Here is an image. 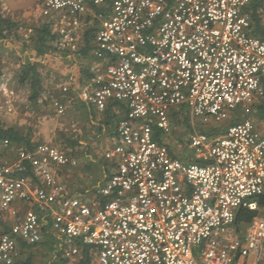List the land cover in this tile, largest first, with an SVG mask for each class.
I'll return each mask as SVG.
<instances>
[{
    "label": "built area",
    "instance_id": "obj_1",
    "mask_svg": "<svg viewBox=\"0 0 264 264\" xmlns=\"http://www.w3.org/2000/svg\"><path fill=\"white\" fill-rule=\"evenodd\" d=\"M36 2L65 42L94 15L96 63L81 98L98 112L121 104L125 117L103 153L110 174L90 199L59 176L77 166L71 154L42 143L7 159L14 147L3 142L0 213L11 223L0 264L14 262L20 243L39 244L45 228L68 246L64 258L89 246L93 264H264V135L251 120L264 101V42L251 34L254 0ZM182 108L200 123L186 160L166 143ZM241 211L256 215L238 222Z\"/></svg>",
    "mask_w": 264,
    "mask_h": 264
},
{
    "label": "rangeland",
    "instance_id": "obj_2",
    "mask_svg": "<svg viewBox=\"0 0 264 264\" xmlns=\"http://www.w3.org/2000/svg\"><path fill=\"white\" fill-rule=\"evenodd\" d=\"M0 7L5 18L13 19L17 23V38L0 40V123L6 128L12 127L19 130L35 145L53 144L74 156L77 159L76 169L59 168L64 171L65 185L69 188L68 185L71 182L67 180L69 176L76 175L79 173L78 171L86 170L94 164L90 162L89 155L96 163L99 161L102 164L108 163L103 156L105 143L92 141L95 139L93 134L98 130L91 121L96 122V118L100 117L87 113L85 102L79 99L81 97L79 93L85 83L82 81L73 83L72 80H69L72 75L87 72L92 62L90 56L84 58L80 52L84 47L86 33H90L92 40L97 21L92 13H87L78 20L77 25H72L69 31L72 34L71 38L65 42L61 40L57 24L52 20V13L45 15L36 0H0ZM261 23L264 27L263 16H261ZM44 24L50 25L56 37L48 44L52 49L43 56H37L33 44L36 31ZM29 55H32V59L35 56V60L47 57V61L52 62V67L37 62L42 89L35 101H29L31 94L29 86L20 83L22 66L29 61ZM55 59H59V61L57 62ZM32 62L34 61L32 60ZM61 62L65 66L71 65L75 73H70L63 78L57 68ZM56 104L63 106L62 113H58ZM179 114L181 126L177 131H171L166 140L169 141L171 147L176 148L174 145L178 147L175 153L179 151L177 157L181 158L191 154L185 146L188 141V133L192 124L200 127V123L193 120L186 108H182ZM251 120L255 128L264 135V118L252 115ZM227 124L228 122L224 123L222 127ZM14 156L13 151H6L7 159H12ZM98 166L100 167V165ZM1 216L3 217L4 214L0 213ZM240 229L244 231V228ZM45 236L43 231V240ZM58 247L61 253L68 249V246L61 240H59ZM27 255L31 256V264H51V255L46 248L39 247L24 254L18 249L15 259H23ZM78 262L79 256L71 258L68 264H78Z\"/></svg>",
    "mask_w": 264,
    "mask_h": 264
},
{
    "label": "trees",
    "instance_id": "obj_3",
    "mask_svg": "<svg viewBox=\"0 0 264 264\" xmlns=\"http://www.w3.org/2000/svg\"><path fill=\"white\" fill-rule=\"evenodd\" d=\"M259 4L257 0H254L252 4L248 7L247 11L250 14L252 27L251 34L255 37L259 38L264 42V27L261 23V15L258 12ZM92 11L95 14H99L101 10L97 7H92ZM55 34L52 32L49 24H44V26L36 31V37L33 44V49L36 52L37 56H43L47 54L52 47L48 46L50 42L55 39ZM94 37L95 30H93L92 40L90 37V33H86L84 35V47L81 50L80 54L86 58L91 57V50L94 46ZM16 39L17 38V23L15 20L10 18H5L1 13L0 7V40H8V39ZM22 74L20 76V83H25L29 86L30 89V97L29 101H35L38 99L40 91H41V76L40 71L38 69L37 62L28 61L22 66ZM83 75L88 78L91 76L90 72H83ZM259 115L261 118H264V101L258 105ZM107 116H109L108 111L105 112ZM155 140H159L157 135L154 136ZM7 141L9 147H27L32 148L35 146L30 140L29 137L23 135L19 130L12 127H4L0 123V149L3 150V142ZM256 213H248L246 211H241L238 214V222H247L250 221L253 217H255ZM0 227L2 231H8L9 227L3 221L2 216L0 217ZM45 239L36 245H28L24 243H20L19 249L24 253L35 250L39 247L46 248L48 253L51 255L50 259L51 264H68L69 259L64 258V254L59 252V240L53 235L50 234L48 229L45 228ZM94 256L91 253V249L89 246H84L81 249V253L79 256L78 264H93ZM12 264H31V256H25V258H16Z\"/></svg>",
    "mask_w": 264,
    "mask_h": 264
},
{
    "label": "crops",
    "instance_id": "obj_4",
    "mask_svg": "<svg viewBox=\"0 0 264 264\" xmlns=\"http://www.w3.org/2000/svg\"><path fill=\"white\" fill-rule=\"evenodd\" d=\"M32 55L31 56L29 55V61L32 62V60H33L35 62H39L41 64H44V66L52 67V62L50 60L48 62L47 57H44V59H40V60L36 59L35 60L34 59L35 56H33V59H32ZM90 58H91L90 60L92 62L90 63L87 72L91 73L90 68L92 65H95L96 60L92 56ZM55 61L58 62L59 59H57V60L55 59ZM57 68H59L58 71H60V73L62 74L61 76L63 78L68 76L70 73H72V74L75 73V71L71 65L65 66L62 62H61L60 66H57ZM90 77L88 78L87 76L83 75V72H81L79 75L70 76L69 80H72L73 83H78L79 81H82V83L84 82L85 86L81 89V92H82V90L88 85ZM69 85H70V83H69ZM81 92L79 93L80 95H81ZM79 99L82 100L81 97H79ZM84 104H85V110L87 111V113L94 114L96 117H100V118H96V122L91 121L93 126L97 127V130H98L97 132H95V134H93L95 139H92V141H94L95 143L96 142H102V144L105 143L104 144V145H106L105 150L107 148H110L115 142L116 126L119 123V121L123 120L125 117L124 106L121 104H117V103H110V105L107 107V109L104 112H98L95 108H93L87 102H85ZM107 111L109 113V116H107L105 114V112H107ZM254 116L260 117L258 107L255 110ZM167 143H168V146L173 151V153L177 156V154H179V151L177 153H175V151L178 147L176 145H174L176 148L171 147L169 144V141ZM18 149H20V148L14 147V149H12L11 151H13L14 154H16V151ZM187 157H188V155L182 156L181 158L186 160ZM99 158H100V156H99ZM89 159L91 160L90 162H92L94 164H92V166L90 168L88 167L89 170L86 168L87 171L86 170H83V171L80 170V171H78L79 172L78 174L72 175L71 177L69 176L67 180H69L71 182L68 185L69 188L66 187L67 191L70 194L85 196L88 199H90L94 196L93 192L95 191V189L98 186L104 185L106 178L110 174V171L112 169V166H111L109 161H108V163L106 162L105 164H102L101 161L96 163V161L93 160L91 155H89ZM98 165H100V167ZM76 168L77 167H75V169ZM69 169H73V168H69ZM98 171H100V172H98ZM59 176L65 184L66 176H64L63 170L59 171ZM103 181H104V183H103ZM2 218H3V221L6 224H8V227H9L11 220L8 219V216L6 214H4V216Z\"/></svg>",
    "mask_w": 264,
    "mask_h": 264
}]
</instances>
